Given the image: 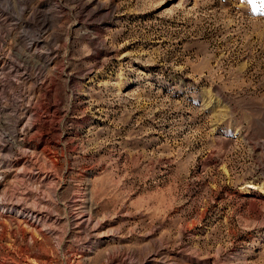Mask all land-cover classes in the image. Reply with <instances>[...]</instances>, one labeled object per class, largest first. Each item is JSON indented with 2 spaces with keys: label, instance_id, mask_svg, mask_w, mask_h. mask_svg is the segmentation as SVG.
Instances as JSON below:
<instances>
[{
  "label": "rangeland",
  "instance_id": "obj_1",
  "mask_svg": "<svg viewBox=\"0 0 264 264\" xmlns=\"http://www.w3.org/2000/svg\"><path fill=\"white\" fill-rule=\"evenodd\" d=\"M0 264H264V0H0Z\"/></svg>",
  "mask_w": 264,
  "mask_h": 264
},
{
  "label": "bare ground",
  "instance_id": "obj_2",
  "mask_svg": "<svg viewBox=\"0 0 264 264\" xmlns=\"http://www.w3.org/2000/svg\"><path fill=\"white\" fill-rule=\"evenodd\" d=\"M30 175H31V177H33V178H35V179H38L39 177H37L36 175H33V174H31L30 173ZM39 176V175H38ZM39 180H41V179H39ZM44 181V180H43ZM2 182V181H1ZM20 208V206H13V210H18L19 212H21V213H23V212H26V210L27 209H19ZM28 220H30V219H28ZM84 222H83V224L80 226V227H85V226H89L90 224H91V222H92V220L88 217V218H86V219H84L83 220ZM38 226V225H37ZM39 229V228H38ZM6 233V232H5ZM25 252L27 253V254H29L30 255V250L29 249H25ZM28 259H29V257H28ZM32 259V258H31Z\"/></svg>",
  "mask_w": 264,
  "mask_h": 264
}]
</instances>
